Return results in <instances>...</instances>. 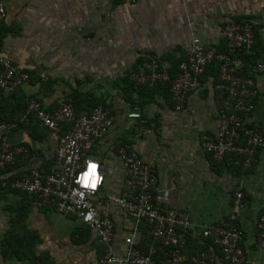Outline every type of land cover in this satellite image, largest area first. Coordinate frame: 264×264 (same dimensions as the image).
Segmentation results:
<instances>
[{
  "label": "crops",
  "instance_id": "0c3cea01",
  "mask_svg": "<svg viewBox=\"0 0 264 264\" xmlns=\"http://www.w3.org/2000/svg\"><path fill=\"white\" fill-rule=\"evenodd\" d=\"M6 17L0 23V47L22 66L29 79L0 100V120L15 125L9 140L29 149L24 162L0 170V264H98L105 246L72 214L57 212L31 195L10 189L7 182L37 168L54 164L58 134L35 119L17 123L27 95L46 110L61 95L73 96L76 115L87 114L101 104L110 108L113 124L98 139L90 156L106 168L104 191L119 193L123 166L117 149L134 145L150 165L163 188L169 207L188 212L190 236L183 247L186 256L201 248H213L215 264H225L202 229L227 215L235 190L243 192L244 206L237 225L248 258L264 264L257 248V220L264 209V150L255 151L250 165L243 156L217 162L200 146L218 123L222 94L215 89L217 70L208 65L199 75L200 87L191 91L180 111H175L169 85H136L132 75L142 70L141 61L154 57L170 75L185 59L191 37L225 51L222 29L230 19L248 20L253 49L247 59V75L257 87L248 125L264 127V74L250 69L264 52V0H2ZM245 73V74H246ZM138 110L140 117L128 118ZM237 142L243 143L240 137ZM101 209V208H100ZM114 250L124 247V237L133 230L134 218L111 211ZM144 230L145 222L138 224ZM145 249L146 240L137 238Z\"/></svg>",
  "mask_w": 264,
  "mask_h": 264
},
{
  "label": "built area",
  "instance_id": "2783aa9c",
  "mask_svg": "<svg viewBox=\"0 0 264 264\" xmlns=\"http://www.w3.org/2000/svg\"><path fill=\"white\" fill-rule=\"evenodd\" d=\"M133 4L136 0H121ZM6 17V9L0 0V23ZM227 41V51H218L214 45L205 44L197 35L191 37L185 59L178 62L173 76L159 65L154 57L142 62V70L132 78L136 85L152 86L169 82L170 98L175 111H180L187 95L200 87L199 75L209 64L217 67L215 89L223 98L218 108V123L213 135L206 134L200 140L201 148L217 161L243 156L239 161L244 167L250 165L255 151L264 150V127L248 125V115L253 111L257 96L254 80L244 73V59L233 54L249 53L253 47V32L248 20L226 21L222 29ZM251 70L264 74L263 57L251 65ZM29 79V73L7 57L0 47V99L11 93ZM128 118H138V110L129 111ZM35 119L45 128L58 133L64 124L70 128L58 134L54 149V164L46 171L37 168L10 179V189L22 191L39 203L54 207L57 212L75 215L86 227L94 231L105 246L98 264H215L213 248L202 249L186 256L183 247L190 236L191 220L188 212L169 207L165 203L163 188L153 168L139 156L134 145L124 144L117 149L123 166V184L119 193L104 191L106 168L90 156L94 143L102 138L113 124L110 108L95 105L87 114L76 115L72 98L61 95L53 108L46 110L31 95L25 97L17 117V123L28 124ZM15 123L0 120V170L24 162L29 149L23 144L9 140ZM242 137L244 142L237 140ZM98 165V175L103 177L95 190L78 183L79 174L87 163ZM244 206L243 192L234 191L227 215L202 229V237L209 239L218 250L225 264H257L246 256L241 245L242 234L237 221ZM101 208V209H100ZM120 210L134 218L133 230L124 237L123 250L113 247L114 224L112 210ZM145 222L144 230L138 224ZM141 235L145 249L137 245ZM257 248L264 254V209L257 220ZM66 264V263H52Z\"/></svg>",
  "mask_w": 264,
  "mask_h": 264
},
{
  "label": "clouds",
  "instance_id": "9594fccd",
  "mask_svg": "<svg viewBox=\"0 0 264 264\" xmlns=\"http://www.w3.org/2000/svg\"><path fill=\"white\" fill-rule=\"evenodd\" d=\"M97 168L96 163H87L86 170L82 171L77 178L78 183L87 189L95 190L103 179L98 175Z\"/></svg>",
  "mask_w": 264,
  "mask_h": 264
},
{
  "label": "trees",
  "instance_id": "16d2710c",
  "mask_svg": "<svg viewBox=\"0 0 264 264\" xmlns=\"http://www.w3.org/2000/svg\"><path fill=\"white\" fill-rule=\"evenodd\" d=\"M234 20H236V19H234ZM236 21H240V20H236ZM244 21V20H243ZM252 49H253V47H252ZM227 51V48H226V50L225 51H223V52H226ZM252 51V50H251ZM250 53V52H249ZM234 56H236V55H239V56H241L243 59H244V61H245V63H246V65L247 64H249L248 62H247V59H249V57H252V55H249V54H247V53H242V54H238V53H235V54H233ZM143 62V60L141 61V63ZM256 62V61H255ZM255 62L254 63H252V64H250V66L251 65H253V64H255ZM209 65H213V67L215 66L214 64H209ZM215 68H216V70H217V67L215 66ZM246 69V68H245ZM250 69H251V67H250ZM245 73H246V71H245ZM217 74H218V71H217ZM174 75V74H173ZM173 75H171V76H173ZM246 75H247V73H246ZM165 84H168L169 85V82H167V83H165ZM155 85H163V84H160V83H156ZM155 85H152V86H155ZM4 96H6V95H2V97H4ZM73 96L74 95H71L70 97L72 98V101H74V99H73ZM2 97H1V99H2ZM74 98H75V96H74ZM0 99V100H1ZM202 249H206V247L205 248H201V249H199L198 251H200V250H202ZM197 251V252H198ZM197 252H195V253H197ZM195 253H193V254H195Z\"/></svg>",
  "mask_w": 264,
  "mask_h": 264
}]
</instances>
